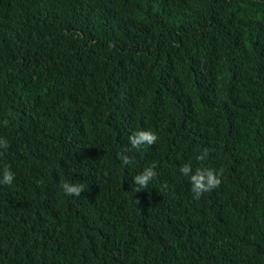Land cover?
Listing matches in <instances>:
<instances>
[{
    "label": "trees",
    "instance_id": "1",
    "mask_svg": "<svg viewBox=\"0 0 264 264\" xmlns=\"http://www.w3.org/2000/svg\"><path fill=\"white\" fill-rule=\"evenodd\" d=\"M5 120L0 264H264V0H0Z\"/></svg>",
    "mask_w": 264,
    "mask_h": 264
},
{
    "label": "clouds",
    "instance_id": "2",
    "mask_svg": "<svg viewBox=\"0 0 264 264\" xmlns=\"http://www.w3.org/2000/svg\"><path fill=\"white\" fill-rule=\"evenodd\" d=\"M7 124L5 120L0 122ZM129 145L132 149L139 150L141 146L150 145L156 140V134L149 130H137L129 138ZM8 147V140L3 136H0V149H6ZM127 151V149H126ZM121 165H128L129 157L123 153H118ZM206 155V152L201 156H197L196 159L200 160ZM192 165L190 163H184L179 167V172L188 179L190 190L193 197L198 199L201 194L210 191L220 183V174L211 168L198 167L195 171H191ZM15 173L8 167H0V185H11L14 180ZM155 176V172L152 167L145 168L143 172H140L134 176L136 186L146 187L150 180ZM61 191L67 196H79L83 186L81 184H75L71 182H62L59 185Z\"/></svg>",
    "mask_w": 264,
    "mask_h": 264
}]
</instances>
